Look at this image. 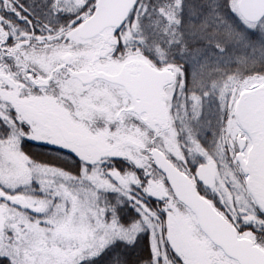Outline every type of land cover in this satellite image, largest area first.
<instances>
[{
	"label": "snow or ice",
	"instance_id": "1",
	"mask_svg": "<svg viewBox=\"0 0 264 264\" xmlns=\"http://www.w3.org/2000/svg\"><path fill=\"white\" fill-rule=\"evenodd\" d=\"M0 264H264V0H0Z\"/></svg>",
	"mask_w": 264,
	"mask_h": 264
}]
</instances>
